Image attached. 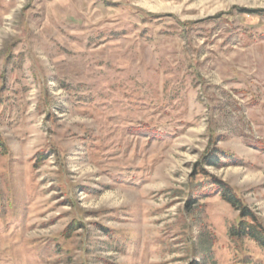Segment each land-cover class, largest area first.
<instances>
[{"label":"rangeland","instance_id":"374dc122","mask_svg":"<svg viewBox=\"0 0 264 264\" xmlns=\"http://www.w3.org/2000/svg\"><path fill=\"white\" fill-rule=\"evenodd\" d=\"M203 171L264 225V0H0V264H264Z\"/></svg>","mask_w":264,"mask_h":264},{"label":"trees","instance_id":"16d2710c","mask_svg":"<svg viewBox=\"0 0 264 264\" xmlns=\"http://www.w3.org/2000/svg\"><path fill=\"white\" fill-rule=\"evenodd\" d=\"M154 134H156V132ZM220 153L222 152L216 150L213 154L215 161L216 158L219 159ZM215 161L208 158L205 161V164L215 166L218 164V162ZM203 173L204 177H208L209 180H211L210 184L212 185L213 190H217L223 200L240 211L237 222L230 229V236L233 238H247L249 240H253L264 249V225L261 219H259V217L249 209L248 205L243 201L240 195L237 194L233 186L221 179H218L215 175L210 174L207 171H203ZM252 262L253 261L251 259L245 258L242 261V264H253ZM194 264L202 263L194 262Z\"/></svg>","mask_w":264,"mask_h":264}]
</instances>
